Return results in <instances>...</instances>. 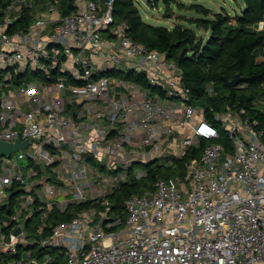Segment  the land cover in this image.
I'll return each mask as SVG.
<instances>
[{
  "label": "built area",
  "instance_id": "obj_1",
  "mask_svg": "<svg viewBox=\"0 0 264 264\" xmlns=\"http://www.w3.org/2000/svg\"><path fill=\"white\" fill-rule=\"evenodd\" d=\"M71 2L65 12L62 0H12L0 20V140H28L0 156V207L15 206L0 218L12 224L0 254L21 249L0 264H48L26 249L33 241L61 249L65 264H264V97L252 111L193 105L177 63L129 36L114 0ZM25 9L31 22L12 27ZM205 92L215 94L213 82ZM201 139L184 176L155 179L125 198L124 217L113 212L106 196L121 183ZM87 200L70 220H48ZM36 211L38 232H51L30 241Z\"/></svg>",
  "mask_w": 264,
  "mask_h": 264
},
{
  "label": "trees",
  "instance_id": "obj_2",
  "mask_svg": "<svg viewBox=\"0 0 264 264\" xmlns=\"http://www.w3.org/2000/svg\"><path fill=\"white\" fill-rule=\"evenodd\" d=\"M35 4L45 0H33ZM99 1V0H96ZM245 9L241 14L230 16L226 12L213 13L212 18H190L198 28L208 32L206 38L182 25H174L171 28L162 25H153L145 22L134 0H114L113 15L117 22L126 21L128 34L135 41L146 44L148 47L158 50L168 60L175 61L181 70L182 82L189 89L190 103L204 106L207 110L213 105L216 110H226L245 105L249 110L250 102L256 97H264V27L258 29V24L264 21V0H243ZM12 0H0V20L4 14V8ZM65 12L73 10L71 0H62ZM166 6L169 0H165ZM168 7V6H167ZM190 9L210 14L211 10L203 5L190 4ZM30 9H25L23 15L13 24L14 28H23L33 19ZM165 16H170L166 12ZM235 73L245 77L246 85L242 88L228 86L223 77L231 79ZM132 80L139 81L150 93L163 91L149 85L142 75H129ZM29 79H36L34 75H28ZM213 82L215 94L208 96L205 92L206 85ZM252 111V109L250 110ZM208 112L207 117L210 118ZM264 121V112L258 113ZM221 135L220 140H224ZM205 140L201 139L198 147L189 148L181 157L173 158L171 164L148 163L145 165L147 174L141 179L129 178L121 183V187L112 194L107 195L108 201L113 206V212L124 217L123 201L131 194L143 193L151 189L155 179L161 177L170 179L186 174L187 165L191 160L200 156ZM229 147L230 145L227 144ZM92 201L71 204L64 212L53 211L48 220L53 224L70 220L80 211L89 208ZM13 199H9L7 206L0 207V218H7L14 212ZM41 212L36 211L31 218L25 220L27 239L33 240L46 237L51 228L44 226L43 231L38 232L41 223ZM33 222V223H32ZM12 224L0 227V234H7ZM28 250L38 260H43L47 254L50 256L48 264H65V256L57 247L42 248L37 242L27 244ZM21 249L16 255L0 254L2 263L19 257Z\"/></svg>",
  "mask_w": 264,
  "mask_h": 264
},
{
  "label": "rangeland",
  "instance_id": "obj_3",
  "mask_svg": "<svg viewBox=\"0 0 264 264\" xmlns=\"http://www.w3.org/2000/svg\"><path fill=\"white\" fill-rule=\"evenodd\" d=\"M142 19L153 25H162L171 28L174 25H182L193 29L197 35L206 38L208 32L198 28L194 23L188 21L190 18H212L215 12H226L230 16L241 14L245 9L243 0H169L168 7L165 0H134ZM190 4L203 5L211 10L210 14L204 16L202 13L190 9ZM170 16H165V13ZM196 118V117H195ZM143 168V165H136ZM33 223V222H32Z\"/></svg>",
  "mask_w": 264,
  "mask_h": 264
},
{
  "label": "water",
  "instance_id": "obj_4",
  "mask_svg": "<svg viewBox=\"0 0 264 264\" xmlns=\"http://www.w3.org/2000/svg\"><path fill=\"white\" fill-rule=\"evenodd\" d=\"M223 79L228 86H237L241 81L245 80V77H243L240 73H235L231 79H227L226 77H223ZM27 143L28 140H22V141L19 139H16L14 141L0 140V156L2 155L8 156L11 152L16 151L19 147L24 148L27 145Z\"/></svg>",
  "mask_w": 264,
  "mask_h": 264
}]
</instances>
